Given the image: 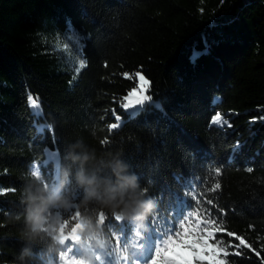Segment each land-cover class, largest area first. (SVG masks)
<instances>
[{
    "label": "trees",
    "instance_id": "1",
    "mask_svg": "<svg viewBox=\"0 0 264 264\" xmlns=\"http://www.w3.org/2000/svg\"><path fill=\"white\" fill-rule=\"evenodd\" d=\"M69 20L88 61L78 75L75 41L63 49ZM195 53L201 54L193 60ZM140 70L161 108L146 104L129 117L120 101L136 81L122 73ZM29 95L38 107L30 106ZM113 109L122 123L109 132ZM217 111L232 127H209ZM261 116L264 0H0V187L16 189L0 195V264H25L19 258L25 247L26 264H53V254L58 264L47 238H23L21 195L30 165L53 182L77 141L98 153H119L160 209L170 193L188 191L191 180L225 210L228 230L260 250L264 120L252 118ZM45 124L51 127L38 132ZM215 167L222 169L218 177ZM216 180L221 189L206 192ZM121 223L109 221L116 230ZM123 223L131 230V222ZM229 259L261 264L248 250Z\"/></svg>",
    "mask_w": 264,
    "mask_h": 264
},
{
    "label": "snow or ice",
    "instance_id": "2",
    "mask_svg": "<svg viewBox=\"0 0 264 264\" xmlns=\"http://www.w3.org/2000/svg\"><path fill=\"white\" fill-rule=\"evenodd\" d=\"M221 2L223 3V0ZM66 33H71V35L65 36L69 43H64L63 49L68 50L70 43L75 41L76 54L79 59L74 66V72L78 75L88 64L83 54L84 45L80 43L81 37L75 34L70 20L67 21ZM200 54L195 53L193 60ZM122 75L129 80L136 81V85L120 101L121 107L126 110L129 117H135L143 111L145 104L157 109L161 108L160 103L154 101L153 96L149 94L151 81L146 78L142 70L134 73L123 72ZM28 101L31 107H38V99L33 98L32 95L28 96ZM214 101L220 102L221 98L214 97ZM130 109L132 111H127ZM112 112L116 122L108 126L109 132L119 128L122 123L121 117L116 115L115 109ZM256 119L264 120V116L253 117L252 121ZM213 124L221 129L225 126L232 127V124L219 111L211 117L209 127ZM50 127L47 124L39 125L37 130L43 132L45 128ZM101 143L108 144L109 141L105 139ZM238 147L239 142H237ZM45 151L50 159L55 158L53 153L47 149ZM229 160L231 161V157ZM30 169L31 173L34 172L36 175L42 176L40 168L35 164L30 165ZM221 171L220 167H215V176H220ZM246 171L251 173L253 168L247 167ZM176 179L179 181L180 177L176 176ZM148 183H152L151 179L148 180ZM186 187L188 191L183 194L170 193L167 207L160 209L158 206L148 216L145 221L148 225L147 229H134L132 225L129 230L123 223L126 221L121 223L119 230L113 229L109 221L112 219L115 222L120 221L108 213V218L104 221V233L108 238L107 246L94 249L89 247L94 264H232L229 258L244 257V250L254 253L256 257L260 258L261 264H264V257H261L264 244L260 246V250H257L245 235L228 230V226L222 219L226 215L225 210L219 208L212 199H205V192H197L191 180L186 182ZM220 189L221 183L216 180L211 187L206 189V192H216ZM10 191L15 192L16 189L0 187V195ZM205 204L211 207H205ZM212 208H216L220 214L219 217L213 214ZM68 215L65 213V216ZM77 229L78 225L75 224L67 232L64 226L61 227L58 264H83L79 257L84 255V249L78 243L80 237L77 234ZM225 236L230 239L225 240ZM97 253L99 256L96 255ZM53 264H57L54 254Z\"/></svg>",
    "mask_w": 264,
    "mask_h": 264
},
{
    "label": "clouds",
    "instance_id": "3",
    "mask_svg": "<svg viewBox=\"0 0 264 264\" xmlns=\"http://www.w3.org/2000/svg\"><path fill=\"white\" fill-rule=\"evenodd\" d=\"M66 158L68 163L54 183L30 173L31 179L21 195L23 238L27 241L47 238L49 251L59 256L61 227L67 232L73 224L78 225V243L84 249L79 259L83 264H94L89 247L107 246L104 221L109 212L117 221L131 222L134 229H147L145 221L157 202L119 153H98L94 147L77 141L69 145ZM29 257L30 248H23L20 260L26 264Z\"/></svg>",
    "mask_w": 264,
    "mask_h": 264
},
{
    "label": "rangeland",
    "instance_id": "4",
    "mask_svg": "<svg viewBox=\"0 0 264 264\" xmlns=\"http://www.w3.org/2000/svg\"><path fill=\"white\" fill-rule=\"evenodd\" d=\"M145 105H146V104H145ZM127 111H132V110L130 109V110H127ZM49 152H51V151H49ZM51 153H53V155H54V157H55V158H52L51 160L56 161V159H57L56 154H55L54 152H51ZM48 159H50V158L48 157Z\"/></svg>",
    "mask_w": 264,
    "mask_h": 264
}]
</instances>
